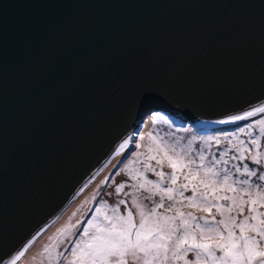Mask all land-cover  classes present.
I'll return each instance as SVG.
<instances>
[{
	"label": "water",
	"instance_id": "water-1",
	"mask_svg": "<svg viewBox=\"0 0 264 264\" xmlns=\"http://www.w3.org/2000/svg\"><path fill=\"white\" fill-rule=\"evenodd\" d=\"M146 90L176 124L231 126L216 122L264 98V0H0V252L144 123Z\"/></svg>",
	"mask_w": 264,
	"mask_h": 264
},
{
	"label": "snow or ice",
	"instance_id": "snow-or-ice-1",
	"mask_svg": "<svg viewBox=\"0 0 264 264\" xmlns=\"http://www.w3.org/2000/svg\"><path fill=\"white\" fill-rule=\"evenodd\" d=\"M154 97L150 90L137 96L136 116L147 112V120L129 126L107 162L50 221L18 248L0 252V264H264V98L216 122L235 131L183 143L143 130L148 121L177 123L148 108ZM198 140L201 148L194 147ZM117 176L124 179L116 183ZM94 183L91 196L68 214Z\"/></svg>",
	"mask_w": 264,
	"mask_h": 264
},
{
	"label": "rangeland",
	"instance_id": "rangeland-1",
	"mask_svg": "<svg viewBox=\"0 0 264 264\" xmlns=\"http://www.w3.org/2000/svg\"><path fill=\"white\" fill-rule=\"evenodd\" d=\"M163 114V113H161ZM163 115H166V114H163ZM147 119V118H146ZM153 128L159 130L160 134L161 135H165L166 138H169L170 142L171 141H175V140H182L183 143H187L188 140L191 139L192 136H197L199 137V134H206V133H200L199 130H198V127L195 126L193 123L191 122H187L183 125H180V124H174L172 127H169L168 125L166 124H163V122H160V123H157V124H153V122L151 121H148L147 124L144 126L143 130L145 132L149 131V130H152ZM187 128L189 129L188 131H185L184 129ZM211 133V132H210ZM208 134V133H207ZM199 141V140H198ZM196 142V144L198 145L199 142ZM146 142V141H145ZM196 144L194 145V147H197ZM199 147H202V145L200 144L198 146ZM165 170H167V167H165ZM109 171H113V169H111V167L108 169V171L104 174V175H107V173ZM124 177L123 176H117L115 179H116V183H119L121 182V180L123 179ZM103 179V177L101 178ZM97 183L99 182L96 181ZM96 188V184L94 183V190ZM94 190H89V196H86V197H82V198H78L77 199V207L79 206V204L86 198L90 197L92 192ZM108 191L111 192L112 191V187L111 186H108ZM101 195H103V190H101ZM104 199H107L109 201V203H114L115 202V199L116 197L115 196H104ZM76 207H71L69 210H68V214H70V212L72 210H74ZM121 211H123V209H121ZM63 220L60 221V223H62ZM57 226H59L57 224ZM52 231H55V228L52 229ZM48 235H51V232L48 233ZM47 239V236L44 237L43 242H45ZM40 249L39 248H35V249H31L30 250V253H29V256L34 254L36 251H38ZM191 258V257H190Z\"/></svg>",
	"mask_w": 264,
	"mask_h": 264
},
{
	"label": "trees",
	"instance_id": "trees-1",
	"mask_svg": "<svg viewBox=\"0 0 264 264\" xmlns=\"http://www.w3.org/2000/svg\"><path fill=\"white\" fill-rule=\"evenodd\" d=\"M160 113H163V112H160ZM259 118H261V117L258 116V117L249 118V121L248 122H251L252 120L259 119ZM243 123H245V122H240L238 124H243ZM235 130L236 129H235V126L234 125L225 126V127H221V128H214L211 133H208V134L207 133L206 134H199V137H201V136H203V137H208V136L216 137V136H221L224 132H231V131H235ZM241 138H245L243 134H241ZM200 144L201 143L199 142V144L198 145L196 144V146L198 147ZM220 147L222 148L223 146H220ZM199 148H201V147H199ZM216 150H217V146H215V144L213 142L212 151L215 152ZM165 171H168V169L165 170ZM150 178H152V177L150 176Z\"/></svg>",
	"mask_w": 264,
	"mask_h": 264
}]
</instances>
